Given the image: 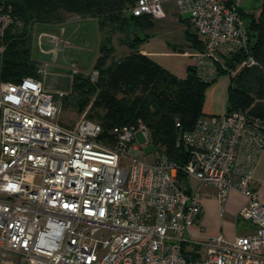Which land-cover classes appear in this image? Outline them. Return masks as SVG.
I'll return each mask as SVG.
<instances>
[{
	"label": "built area",
	"instance_id": "1",
	"mask_svg": "<svg viewBox=\"0 0 264 264\" xmlns=\"http://www.w3.org/2000/svg\"><path fill=\"white\" fill-rule=\"evenodd\" d=\"M175 1L204 39L194 53L199 74L213 76L219 52L247 49L240 0ZM132 11L165 16L162 0H138ZM13 20L0 0L1 55ZM56 93L63 94L42 79H0V264H264V203L252 170L264 150V120L240 110L200 118L181 133L184 181L164 153L139 157L140 135L152 140L144 122L114 127L113 141L104 140L101 124L86 117L76 127L61 123ZM189 178L217 187L221 211L232 189L244 194L239 217L254 231L210 237L201 257L187 249L202 211V192Z\"/></svg>",
	"mask_w": 264,
	"mask_h": 264
},
{
	"label": "trees",
	"instance_id": "2",
	"mask_svg": "<svg viewBox=\"0 0 264 264\" xmlns=\"http://www.w3.org/2000/svg\"><path fill=\"white\" fill-rule=\"evenodd\" d=\"M1 1L11 6L14 20L6 32V49L0 54V79L42 78L41 61L33 53L36 27L95 21L99 47L93 70H98L97 77L92 79L93 71L70 72L67 92L56 93V98L60 97L63 107L100 123L104 140L113 141L114 127L144 122L154 149L176 164L181 180H187L183 167L188 158L181 133L192 130L204 117L206 91L222 73L231 74L226 111L240 110L264 120V0H259L258 13L241 6L247 18L248 47L219 52L214 58L216 72L210 78L199 74L196 64L188 66L181 77L140 50L152 35L149 31L155 17L150 13L135 15L132 8L138 0ZM191 23L186 38L193 48L203 51L204 39ZM121 45L129 51L117 57ZM249 57L253 63H247Z\"/></svg>",
	"mask_w": 264,
	"mask_h": 264
},
{
	"label": "crops",
	"instance_id": "3",
	"mask_svg": "<svg viewBox=\"0 0 264 264\" xmlns=\"http://www.w3.org/2000/svg\"><path fill=\"white\" fill-rule=\"evenodd\" d=\"M162 5L165 16L156 19V23H154L153 28L149 31L152 34L151 37L141 44L140 50L173 73L183 77L186 75L188 66L195 64L194 53L197 49L192 48L190 50L192 57L188 56L184 58V56L177 54L175 52L176 50H173V47L175 44L179 45L186 41L185 31L188 25H192L190 15L187 13H180L175 0H162ZM259 7L260 4L258 5V9ZM80 25L81 22H77L54 27L57 35H53L52 38L56 39L45 40L44 44L46 43L45 45L49 46V49H45V53L47 54L51 51L53 55H56L58 60L60 59L61 63L68 61V49L76 47L80 50V45H76L72 41V35L75 33V28L72 27L77 28L78 26L80 27ZM174 26H178L180 31L176 32ZM163 27H167L168 35L166 38L159 35L161 32L160 29ZM71 28L72 30H70ZM98 47L99 31L96 50H98ZM96 50H93L96 55L93 65L98 56V51L96 53ZM79 66L82 67L81 65ZM82 68H84V66ZM215 88V86H211L208 91H214ZM226 109L227 103L225 97H223L220 101L211 104L208 109V114H221L225 112ZM252 170L254 185L259 191L260 200L264 203V150L259 153ZM192 184L197 187L199 186L202 192V211L197 221L189 227L187 237L190 238L191 241L185 245L186 248L187 245L190 247L192 246L194 249L190 250L195 251V254H197L196 250L199 248H204L206 250L204 242L210 237L222 234L228 240H234L239 235L254 231L255 226L250 221L239 217L240 210L247 202V198L244 194L236 189H232L224 204L223 211H221V205L216 198L217 187L215 185L200 184L198 181H194Z\"/></svg>",
	"mask_w": 264,
	"mask_h": 264
},
{
	"label": "rangeland",
	"instance_id": "4",
	"mask_svg": "<svg viewBox=\"0 0 264 264\" xmlns=\"http://www.w3.org/2000/svg\"><path fill=\"white\" fill-rule=\"evenodd\" d=\"M240 4L242 7L250 10V11H258V5L261 4L259 0H240ZM186 14V13H185ZM190 15L189 13H187ZM156 19H154V23H156ZM71 21V20H70ZM245 21H247V18H245ZM81 22L80 27H72L75 28V33L72 35V41L76 45H80V50L78 48L68 49L67 54L69 56L68 61H64L61 63L60 59L56 57V55L50 51L47 54L45 53V49H49V46H46L44 44L45 40L49 39H56L52 38L53 35H57L56 29L54 27H43L39 26L36 27L33 31V53L34 58L41 61L40 64V70L44 71V74L42 75V80L44 82L45 87H48L53 92H67L66 88L70 81V78L68 77V74L72 72L74 65L79 70H82L86 73H90L93 71V62L95 52L93 50L97 49L98 46V27L97 23H95L92 20L87 21H79ZM77 23V22H73ZM69 23V24H73ZM68 24V25H69ZM75 26V25H74ZM168 27V26H167ZM167 27H163L160 32V36L166 38L167 37ZM72 28L70 30H72ZM176 32L180 31L178 26H174ZM186 35V31H185ZM198 37L200 39H203V37L198 33ZM186 38V37H185ZM117 53L116 56L125 55L124 53H127L129 51V48L127 46H117ZM192 45L187 40L182 42V44L174 45L173 50H176L175 52L177 54H180L184 56V58L190 56ZM74 50V51H73ZM98 50H96L97 53ZM127 51V52H126ZM94 54V56H93ZM74 62V63H72ZM84 66V68L80 67ZM187 73V71H186ZM231 82V74L230 73H222L215 81L212 83L211 86H215L214 91H206L205 95V102L203 107V116L208 117L211 114H208V109L211 106L212 103H216L217 101H220L223 97H225V101L228 104L229 100V87ZM66 94V93H65ZM62 96V95H60ZM58 101L60 104L62 103V100L60 97H58ZM61 113L59 116V120L61 123L70 126V127H76V124L78 121L83 118L84 116L82 114H79L76 110L72 109L71 107H63L61 104ZM140 141H136L134 143L135 146L140 148V154L139 157L141 159H147L151 160L153 157V154L155 152L154 146L152 143L146 144V138L142 137L140 135L139 137ZM142 144H146L144 147H142ZM129 151V150H128ZM129 154V153H128ZM130 155V154H129ZM130 164V158L129 157H122V160L120 162V165L122 168H128ZM195 180L193 178H189V182L192 184ZM195 184V183H194ZM192 187L195 189V185L192 184ZM188 249H194L192 246L190 247L187 245ZM197 255L204 256L206 253V250L204 248H199L196 250Z\"/></svg>",
	"mask_w": 264,
	"mask_h": 264
}]
</instances>
